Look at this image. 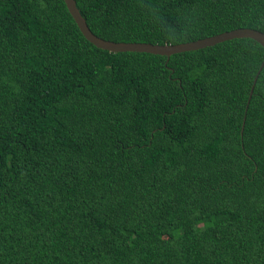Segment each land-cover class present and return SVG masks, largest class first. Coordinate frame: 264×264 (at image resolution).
Wrapping results in <instances>:
<instances>
[{
	"label": "trees",
	"instance_id": "16d2710c",
	"mask_svg": "<svg viewBox=\"0 0 264 264\" xmlns=\"http://www.w3.org/2000/svg\"><path fill=\"white\" fill-rule=\"evenodd\" d=\"M97 37L264 33V0H75ZM264 48L110 53L63 0H0V264H264Z\"/></svg>",
	"mask_w": 264,
	"mask_h": 264
},
{
	"label": "water",
	"instance_id": "95a60500",
	"mask_svg": "<svg viewBox=\"0 0 264 264\" xmlns=\"http://www.w3.org/2000/svg\"><path fill=\"white\" fill-rule=\"evenodd\" d=\"M63 2L67 8L68 13L72 17L74 23L76 24L77 28L79 29L82 36L86 39V41H88L94 47L108 51L110 53H123V52L147 53L151 55L165 56L168 58L169 56L174 54L201 50L234 39H251L264 48V33L248 28L234 29L211 37H207L187 43H181L177 45L112 42L101 39L91 32L85 19L81 16L78 8L76 7L75 0H63ZM263 67H264V58L253 79L249 91V98L247 103H249L255 83Z\"/></svg>",
	"mask_w": 264,
	"mask_h": 264
},
{
	"label": "clouds",
	"instance_id": "9594fccd",
	"mask_svg": "<svg viewBox=\"0 0 264 264\" xmlns=\"http://www.w3.org/2000/svg\"><path fill=\"white\" fill-rule=\"evenodd\" d=\"M239 29V28H238Z\"/></svg>",
	"mask_w": 264,
	"mask_h": 264
}]
</instances>
